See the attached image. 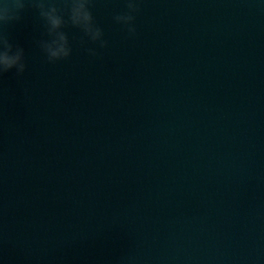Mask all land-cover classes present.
<instances>
[{
    "label": "water",
    "instance_id": "water-1",
    "mask_svg": "<svg viewBox=\"0 0 264 264\" xmlns=\"http://www.w3.org/2000/svg\"><path fill=\"white\" fill-rule=\"evenodd\" d=\"M95 0L108 41L0 77V264H264V0ZM71 36L79 37L77 30Z\"/></svg>",
    "mask_w": 264,
    "mask_h": 264
},
{
    "label": "clouds",
    "instance_id": "clouds-1",
    "mask_svg": "<svg viewBox=\"0 0 264 264\" xmlns=\"http://www.w3.org/2000/svg\"><path fill=\"white\" fill-rule=\"evenodd\" d=\"M123 2L126 10L114 15L113 21L134 38L142 0ZM94 3L95 0H0V77L15 70V75L22 78L28 71L24 48L14 44L9 34V28L21 23L28 12L34 13L40 31L34 45L47 63L68 60L73 54L74 41L89 56L98 57V50L106 49L108 41L94 16ZM73 29L79 32L78 39L70 35Z\"/></svg>",
    "mask_w": 264,
    "mask_h": 264
}]
</instances>
